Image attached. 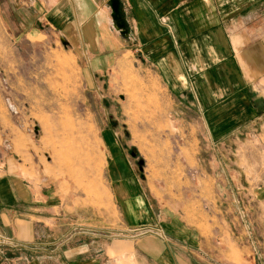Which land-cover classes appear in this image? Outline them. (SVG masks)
Wrapping results in <instances>:
<instances>
[{
	"label": "rangeland",
	"instance_id": "obj_1",
	"mask_svg": "<svg viewBox=\"0 0 264 264\" xmlns=\"http://www.w3.org/2000/svg\"><path fill=\"white\" fill-rule=\"evenodd\" d=\"M13 7L0 1V165L57 181L64 198L73 199L75 225L90 231L97 250L107 236V264H147L121 251L131 244L105 184L111 146L123 147L160 203L178 209L203 237L213 235L228 259L242 258L230 215L262 240L264 203L255 190L264 179V127L212 145L205 126L196 131L171 120L158 80L137 52H127L130 44L106 56L98 52L104 43L93 41L88 48L98 50L91 56L82 42L39 23L32 9ZM224 164L226 190L212 177ZM144 237L166 240L164 234L132 239Z\"/></svg>",
	"mask_w": 264,
	"mask_h": 264
},
{
	"label": "crops",
	"instance_id": "obj_2",
	"mask_svg": "<svg viewBox=\"0 0 264 264\" xmlns=\"http://www.w3.org/2000/svg\"><path fill=\"white\" fill-rule=\"evenodd\" d=\"M2 1L19 13L32 9L39 23L68 42H82L91 56L98 50L88 48L93 41L104 43L98 52L106 56L130 44L127 52H137L158 80L171 120L196 131L205 126L212 145L264 127V0ZM110 149L104 169L109 202L119 230L132 241L122 252L147 264H264V223L257 229L262 240L255 241L230 215L242 257L236 263L213 235L203 237L181 221L178 209L160 203L123 147ZM218 168L212 177L226 190L229 168ZM255 197L264 203V179ZM72 200L57 181L30 179L1 164L0 264H107V236L97 250L90 231L75 225ZM158 228L165 241L132 239L136 230Z\"/></svg>",
	"mask_w": 264,
	"mask_h": 264
},
{
	"label": "built area",
	"instance_id": "obj_3",
	"mask_svg": "<svg viewBox=\"0 0 264 264\" xmlns=\"http://www.w3.org/2000/svg\"><path fill=\"white\" fill-rule=\"evenodd\" d=\"M135 236L144 235V234H154L158 235L159 237H163V234L161 231L155 230V229H139L135 231Z\"/></svg>",
	"mask_w": 264,
	"mask_h": 264
},
{
	"label": "water",
	"instance_id": "obj_4",
	"mask_svg": "<svg viewBox=\"0 0 264 264\" xmlns=\"http://www.w3.org/2000/svg\"><path fill=\"white\" fill-rule=\"evenodd\" d=\"M113 5V4H112ZM139 165H142V163L140 162Z\"/></svg>",
	"mask_w": 264,
	"mask_h": 264
},
{
	"label": "bare ground",
	"instance_id": "obj_5",
	"mask_svg": "<svg viewBox=\"0 0 264 264\" xmlns=\"http://www.w3.org/2000/svg\"><path fill=\"white\" fill-rule=\"evenodd\" d=\"M112 10H113V8H112ZM113 12H115V11H113ZM63 62V61H62ZM66 62V61H65ZM69 65V64H68Z\"/></svg>",
	"mask_w": 264,
	"mask_h": 264
}]
</instances>
